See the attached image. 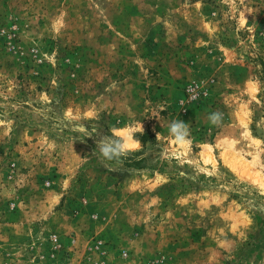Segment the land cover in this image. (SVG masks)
I'll return each instance as SVG.
<instances>
[{
	"label": "rangeland",
	"instance_id": "rangeland-1",
	"mask_svg": "<svg viewBox=\"0 0 264 264\" xmlns=\"http://www.w3.org/2000/svg\"><path fill=\"white\" fill-rule=\"evenodd\" d=\"M0 264H264V0H0Z\"/></svg>",
	"mask_w": 264,
	"mask_h": 264
},
{
	"label": "clouds",
	"instance_id": "clouds-1",
	"mask_svg": "<svg viewBox=\"0 0 264 264\" xmlns=\"http://www.w3.org/2000/svg\"><path fill=\"white\" fill-rule=\"evenodd\" d=\"M222 117V113L214 112L209 116V121L216 125L219 124ZM169 134L174 137L177 143H184L188 136L187 124L183 121H173L169 125ZM85 135L89 137L96 135L98 137L95 141L96 149L94 155L110 171L117 170L113 164L122 165L128 156L140 147L139 143L134 141L130 135L118 136L115 132L112 135H100L98 127L95 125H92L91 132L86 131Z\"/></svg>",
	"mask_w": 264,
	"mask_h": 264
}]
</instances>
